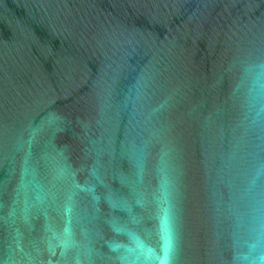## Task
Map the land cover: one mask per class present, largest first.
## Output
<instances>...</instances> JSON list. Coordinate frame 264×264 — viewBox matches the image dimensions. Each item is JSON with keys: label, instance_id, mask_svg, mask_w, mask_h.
<instances>
[{"label": "water", "instance_id": "water-1", "mask_svg": "<svg viewBox=\"0 0 264 264\" xmlns=\"http://www.w3.org/2000/svg\"><path fill=\"white\" fill-rule=\"evenodd\" d=\"M0 264H264V0H0Z\"/></svg>", "mask_w": 264, "mask_h": 264}]
</instances>
